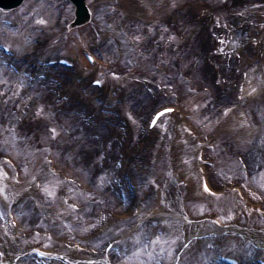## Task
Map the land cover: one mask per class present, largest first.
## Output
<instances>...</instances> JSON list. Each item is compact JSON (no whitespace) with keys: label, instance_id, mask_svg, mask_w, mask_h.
<instances>
[{"label":"bare ground","instance_id":"1","mask_svg":"<svg viewBox=\"0 0 264 264\" xmlns=\"http://www.w3.org/2000/svg\"><path fill=\"white\" fill-rule=\"evenodd\" d=\"M42 1L43 0H37L36 2V0H32L27 8L28 14L32 15L31 11L35 9L36 4L38 5V3ZM57 1L60 3V0ZM151 1L154 0H149L148 3L152 4ZM240 1L243 0L234 1L235 4L230 9V15L233 17L221 22L223 27L221 31L212 30V36L210 39L205 37L203 32L201 34H195L190 38L192 44L188 53L197 51L200 49V46H205V49L213 48L215 50L216 47H222L220 45L224 44V48L218 49L219 56L216 55L209 58L212 61L210 63H208L207 59L204 58L202 54V60L200 61L199 66L192 70L191 75L194 76L193 82L195 86L196 84L201 86L204 83H206L205 85L207 86H211V93H209L211 106L226 104L227 108H225L224 114H226V117L228 118V123H221L223 127L226 126L228 130L230 128L231 131L234 133L236 132L241 140L246 139L245 133H247V129H249L247 134L251 136L252 130L256 128L254 131L255 133L253 132L251 138L256 136L264 141V107L262 109L259 105H264V4L258 8H251L239 5ZM115 2H118V5L120 6L119 10L125 12L126 15H133V12L129 10L127 6L122 4V0H116ZM14 4H16V6L12 4L14 6L13 11H19L18 15H14L11 9L4 10V19L6 23L2 24V26L5 28V24L11 25L13 21L15 27L21 25L25 32L20 33V30L11 32L9 27H6V31L4 32L5 36H0L1 40L12 49V52L9 55L12 56L11 59L14 56L18 57V60L16 58H13V60L9 59V62L14 65L15 68L10 67L6 62L0 63L1 67L4 68L6 72L10 73V75H8L9 80L6 79L2 87H0V99L2 98V100H0V107L6 106V103L4 102L13 90L21 89L22 91L20 94L23 95L20 100V102L22 101V103H20L21 108L19 107V110H17L16 107H14V110L12 109L13 112H15L12 115L14 118L13 120L17 121L16 126L14 123L10 122L12 119L8 122L3 118L0 120V123H2L3 126L10 124L14 127L9 128L6 133L9 135L8 137L21 143V148L24 154L29 155L27 149H30L39 152L38 154H40V157L43 160L44 158L47 159L48 156L53 157L56 159V166H59L60 162H63L65 165L59 166V168H53L57 170V174L61 177L66 175L67 179L64 180L62 178V185H65L62 187H65V190L62 191L60 188V192H58L59 195L58 193L54 194L49 189L48 191H42L43 188L39 187L38 189L36 188V184L34 186L31 184L29 177L30 174L26 175L27 173L19 172L17 177V175H13L7 170L6 168L12 167V164L9 165V163L6 162L7 160L4 161L0 152V191L3 187L11 194V196L13 195V192L15 193L13 198H11L12 203L7 209L10 208V210H13L15 216L14 219H16V223L11 222L12 224L10 223L6 227L5 225L0 227V264H89L90 262L116 264L112 263L113 260L110 256L103 254L101 250H97L95 245L90 246L91 241L94 240L89 239L85 244L82 243L81 240H75L77 239V236H80L78 232L72 234V231L69 233L66 230L63 231L65 224L68 226L71 224L73 225V220L72 218L67 219L66 216L61 215V212L69 209L71 213L73 212L76 214L89 211H94L89 214H98L100 210L117 213L118 211L115 210L118 209L120 212L119 214H121V217L123 218L119 217L116 220V224L112 225L110 228L107 227L106 230L108 229L107 233L112 232L111 234L114 235L112 236V239L121 240L126 236H124L126 229H129V232H131L132 229H135L137 226H143V222L150 223L152 219H157L158 222L163 219L164 216L169 215L166 214V212L170 209L167 203L169 200H172L170 198L171 196H173L174 201L173 207L178 212L176 213L173 209H171V211H174L173 214L178 218L172 221L174 228H170H172V236L174 238L180 236L182 240L181 243H179L176 257L171 259L170 264H180L184 257V252H187V250L193 252L191 255L193 259L199 260H189L192 264H203L201 259L206 252L208 253L209 247L216 249L215 252L211 253V259L213 260V262H211L212 264H247L249 260L248 258H245L243 261H238L236 258L238 261L237 263L231 260L228 262L226 258L223 257L227 256V252L232 249L233 251H230V253H240V250L242 251L244 245L247 244L256 247L257 252H259L256 257L264 254L263 204L261 205V211L256 208L257 210H251L246 217H243V214H241V216H238V214L234 215L231 209L229 212H226V209L221 207L222 204H216V206H219V209L215 213H205L201 216L191 217L193 213H187L183 210V207L187 204V199L191 196L197 197L199 200L207 199L208 202H210V198H213L214 196L213 194L210 195L204 192L205 190H203L201 179L204 176H210L213 183L218 182L219 174L217 172L219 169L216 168L215 161L213 160L210 163H207L203 172L199 171V168H194L195 164H201V166H204L203 161L206 162V160L209 159L207 157V155L210 154L209 151H206V156L203 158V161H199L197 158L192 157L191 151L186 155L184 153L182 154V158H185L188 155L189 161H192L193 166L189 164L191 170L187 165H181L178 168L177 162L179 161L177 160L181 159L179 157L180 155L178 156L175 151H171L172 161L169 162V166L171 167V176L173 179L169 184L167 195L161 194L162 192L159 191L160 187H158L156 182H153L154 184L151 186L146 185L145 181L142 185H138L137 182L139 177L135 173L138 172V170H141L142 173L144 172L145 178L148 179L149 175L147 172H151L152 168L148 169L149 167H147L144 169L139 167L141 151H138V147L135 146V139L137 137V135L133 133L135 128H130L131 138H133L131 139L133 141H131L128 132L130 130L129 128L127 129L128 124H122L123 112L120 111L117 106H114L110 112H108L109 115H107L103 103L100 102L103 100L102 94L99 95L96 88L97 86L94 87L92 83H88V69L92 70V73L94 74H106L108 72V70H106V65H104V60L97 57L98 61L92 64L86 58V50H84V48H80V50L82 49L81 52H77L76 50L72 51V44L69 42L71 38L68 43L66 42L69 35L65 40V46L68 48L70 47L68 54L70 55L71 60L72 56L76 58L77 65L74 69H72V67L67 69L66 67L59 65L54 66V64L49 63L52 54L48 53L45 55L40 53L41 49L39 46L37 48L34 46L32 48L33 51H26L25 53L18 52L17 41H20L18 38L24 36V40L21 41L22 43L27 42L29 34H34L38 29H41L39 27L41 19H38L39 21L33 19V21H35V26L33 25V28L30 22L27 21L30 20L31 17L29 18V15L25 14L28 15V17L26 16L27 20H24L22 16V12L25 9L23 6L25 5V1L20 0V4L17 2ZM83 4H85L84 11L86 9L88 10L87 16L84 15L81 22H79L77 14L72 18L70 12V18H67V23L62 25L63 27L60 31H57L56 35L65 34L66 32L71 33L72 27L79 28L81 27L79 25L85 24V22H91L93 20V9L95 6L102 8L107 5L110 7L112 3L106 0H97V2L84 0ZM202 4L203 0H199L198 5L195 6L199 11L191 7L185 13L182 11L178 12L176 9H170L168 17L169 20L171 19L169 22H171L172 25L166 21L169 23L166 24V26L167 29L170 30V33H165L164 29H161V32H164V34L161 36L159 44H151L153 46V51H149L147 54L158 57L160 53H166V41L173 40V36L176 35V26L180 27V34L186 28H188L186 34L191 32L190 28H192V24L200 14V10H204ZM17 5L19 7L22 6L23 9L21 8V10H18L19 7ZM63 5H65V3ZM183 5L184 3L181 4V6ZM61 8L64 11L66 10V6H62ZM70 9L72 10V7ZM254 10H261L263 13L260 17H257V15L248 16L249 12ZM161 13L163 12L157 14ZM214 15V13H211L207 16L209 21L208 27L215 24V22L219 23L221 21V16ZM110 16L114 18L113 14H110L107 17ZM72 19H74V23H76L75 25L72 24ZM132 19L134 18H131V26H128V30L132 29L134 32L135 26L133 25L137 22ZM109 20H111V18ZM158 24L160 23L158 22ZM26 25L29 29L32 27V32H27ZM116 26V23H111V25H107V28H113L115 29V32H117L115 28ZM172 29L173 32L171 33ZM151 30L152 29H150V31ZM2 41L0 42L2 43ZM160 44L162 47L159 46ZM170 44L172 46V42ZM207 44L209 46H206ZM45 45L46 48H51L54 45L52 43V37L47 40ZM227 45L229 48L226 47ZM152 46H149V49L152 50ZM169 47H167V51L171 50ZM223 52H232L234 54L222 55ZM161 57L162 56L159 58L161 59ZM147 59L149 61V58ZM150 60L152 62H157L153 59ZM137 61L139 62L140 60L138 59ZM229 64L231 68L228 67ZM214 65L218 68L228 67L225 70H228L229 74L223 78L225 84H222L231 87V89L226 88L225 86L222 88L215 85L217 71L216 68H214ZM236 68L239 72L236 73L237 77L234 79L233 72ZM72 71L76 73L73 80H71ZM113 71H115V69H113ZM42 72H46L49 76H38ZM94 74L89 75V77H91L90 82L96 78ZM131 77H134L133 74ZM105 86L106 84H103V87ZM115 86L114 91H118L117 93H120L123 90L125 91L121 86ZM82 87L86 96L93 101L94 105L90 111H82L83 109L80 108V105L84 104V101H80L79 96L80 93H83L79 90ZM106 87L108 90H112L110 85H107ZM72 89L75 91L72 92ZM27 90L30 92L29 95L26 94ZM127 91L132 94L130 100H128L129 109L132 110L133 108L134 111L143 112V107L146 105L145 100L150 98L149 95L144 91L138 94H136L135 90H133V92L131 90ZM164 91L169 92L168 89H165ZM153 94L156 93L153 92ZM159 94L162 95V93ZM245 96L247 97V103H245L246 101H244L243 98L240 99V97ZM154 100L156 101L153 102H157V100H159L158 96ZM238 102L241 103L240 107H238ZM73 108L78 110L75 111ZM96 109L98 110L96 111ZM100 110L101 112L97 113ZM90 112L92 113V117L88 119L86 116H88ZM12 115L10 118H12ZM250 115L257 116L254 123L251 122ZM107 116H110L108 120L106 118ZM29 117L34 118V121ZM105 121H108L106 129H102L103 127L94 129L93 126L95 123L102 122L104 124ZM174 124L176 126L175 129H168V133H172L174 136L173 139H170L171 141H168L171 145V149L172 147L175 148L178 146V141L181 138L184 151H188V147H202L203 142L199 141V136L197 137L198 131L190 133L188 130L183 129L181 132L177 130L178 125L176 121ZM65 126L69 129H64ZM193 128L196 130V127ZM62 132L66 133V137L67 132H73L79 135L76 139L77 143L79 141L81 142L80 147H70L68 142L64 145L63 150L58 149L55 146L56 139L51 134H61ZM127 136H129V138ZM149 136L152 137L151 134ZM247 143L248 140L246 139L245 144ZM154 147L155 143L153 144V148ZM167 147L168 144L162 145L160 149L162 150L161 155L165 154L164 151H166ZM29 153L31 152L29 151ZM41 153H44L45 155L43 156ZM154 154L156 157L157 152H154ZM158 157L159 156L156 158ZM27 159V161L32 163L29 158ZM134 159L137 160L136 169L131 168L130 170L128 167L129 161ZM161 159H163V156L160 160ZM242 159V163L245 162V166L242 164V167L236 172V182L239 181L244 184L249 183L255 194L262 190L264 191V184L259 181L260 176H258L259 174L257 173L255 166L253 167L248 164L245 157ZM75 163L78 166H76ZM50 169H52V167L45 164V168L42 169V167H38L33 171V174H39L37 170H43V172L48 173ZM68 169H70V171ZM61 173L64 176H62ZM127 174L132 178V183L137 185L140 189L139 202L135 203V190L128 184V179H126ZM91 177H94V179L91 180ZM74 183H76V185H74ZM210 187L217 190L212 184H210ZM17 189H19L20 192H18ZM30 193L32 196H29L25 205L22 206V204H20L17 207L16 202H19ZM40 193H43V199L45 198L44 203L42 199L41 205L46 207V211L51 212V216L50 214L46 215V211L42 214L41 211L36 210H40L41 205L39 202L35 204L34 198L39 197ZM143 199L145 200L142 203L141 201ZM257 202L258 201H256V203ZM141 203L144 209L143 218L131 222V219H127L128 217L131 218V214L126 213L128 208L132 206H134V208L140 207ZM244 211L246 212L245 209ZM227 215L229 216V219ZM180 218H183L186 223H179ZM50 220H52L53 226L49 231L45 229V226L50 223ZM165 220L163 219V224L167 226L170 225L169 223L167 224V221ZM125 221L127 223L117 231V226L121 223L123 224ZM128 224L131 227H128ZM34 229H37V231ZM5 230L7 233L4 232ZM86 231L81 234L82 237L85 234H93L95 228L92 230L90 229L88 232ZM38 232L41 233V235L43 234V237L39 238L43 240L51 237L60 239L68 236V238L62 239L61 243L56 241V243H54L55 245L51 244L47 246L43 241V244H34L31 239H34ZM63 233H65V235H60ZM72 243L74 245L77 243L84 246V252L77 253L75 248L72 250ZM35 246H37L38 249H36ZM29 251L32 253V258H27L25 255ZM38 251L46 253V257L43 258L40 256ZM251 263L256 264L254 261Z\"/></svg>","mask_w":264,"mask_h":264},{"label":"rangeland","instance_id":"2","mask_svg":"<svg viewBox=\"0 0 264 264\" xmlns=\"http://www.w3.org/2000/svg\"><path fill=\"white\" fill-rule=\"evenodd\" d=\"M31 1L32 0H26L25 5H23L25 8L22 12L23 19L27 20V17L29 15V18L30 17L31 18L30 20H27V21L30 22L33 28L35 26V21H33V19H37V20L41 19L40 25L38 24L41 29H38V31H36L34 34H29L27 38V42L25 43H22L21 41V40H24L23 39L24 36L18 38L20 39V41H17V51L18 52L25 53L26 51L29 52L30 50L33 51L32 48L34 46L35 48L39 46V48L41 49L40 53L45 54V55H47L49 51L53 50L54 47H56L55 48L56 51L58 50L61 51V49L64 50V48H68L67 46H65V40L67 39L66 36L68 35L69 37L67 41H69V39L71 38L69 42H71L72 44V51L76 50L80 52L81 47L84 49L95 50L100 45L101 37L103 35L108 34L110 36V39L108 42L109 45H106V47H104V54H105V57H108V58L110 57V61L106 65L107 67L106 70L113 71L112 69L113 68L115 69V73L118 74L117 82H119L124 87L125 90H131L132 92L133 90H135L136 93L137 92L140 93L144 90H148L147 89L148 86L149 88H155L156 85L158 84H162L165 87H169V88L172 87V91H169V94L165 96L166 98L165 99L159 98L162 101L157 100L158 102H156V104L157 103L159 104L165 101L167 102L175 101L176 99H178V101H180L181 106L184 108L185 111H187L186 114H188V117H189L187 119L189 120L190 128L192 129V131L194 130L193 127L197 128V126L199 125L201 126V128L203 127V129H207V131H205L206 133H208L207 135H210V136L220 135L221 136L219 140L218 139L214 140L213 137H210L209 139L212 142L215 141L216 143L215 148L211 151V154H210V158L216 162V168L219 169L217 172L219 174L218 182L217 183L214 182L215 186L220 187L222 186V184H240L245 189V191L248 193L252 201H255V202L258 201L264 204V191L263 190L258 192V189H257L258 193L255 194V192L253 191V188L249 185V183L244 184L239 181L236 182L237 179L235 178V175L238 169L242 167V164L243 165L245 164V162L242 163L243 161L242 158L245 157V160L248 161V164L252 165L253 167L255 166L257 173L259 174L258 176H260L259 181L262 184H264V141L260 142L259 138L254 136L252 139L246 138L248 140V143L245 144L246 139L241 140L238 136L231 133L225 128L220 130L218 128V124L220 122L225 121V117L221 119L222 117L221 114L224 113L225 108L223 107H226V105L224 104L220 106H216V105L210 106L209 101H207L206 99V94L208 92L202 91L201 94L199 95H195L196 93H194L195 96H193L190 94L191 90L187 92L186 90H189V89L185 88V86L184 87L181 86V81L185 82L187 81V78L190 79L189 77L190 72L199 66V63L202 59V54L205 57L207 55L206 53H208L209 50L205 49V46L204 47L200 46V49H198L197 51L193 53L184 54L183 57H180L181 51L179 52L177 50V47L180 46L182 38L184 41H187V38L192 37L195 34L197 35L198 33L204 32L205 37H207V34L211 33L212 29L207 30L208 21H207V18H205L208 16V14L205 17H203L201 20H198V19L195 20V22L192 24V28L189 27L191 32H189L185 36H180L181 37L180 40L179 38H177V36L179 37V34L176 35L177 39L174 37L173 39L174 44L172 45L173 48L169 52L166 50V53H165L166 54L165 61L163 60V64L165 63V65L162 64L161 66H159L155 62H152L150 60V59H153V57L151 58V56L150 57L143 56L145 53V47H146L148 38L150 40L154 37L152 35L150 36L148 35L149 27H147V24L152 22V19L150 17H152V15H155V13H152V12L155 11L156 9L161 10L163 13H161V15L156 14L157 16L155 18L154 26L156 25L162 26L163 24H161L160 22L162 20L169 21V17H168L169 10L176 9L179 12L181 9L180 5L182 3H180L179 0H154V1H151L152 4L148 3L149 0H122V4L124 6H127L128 9L133 12V16L135 18L134 20L135 22H137L135 25H133L135 26L134 32L132 29L127 30V26H125L126 24H124V21L127 19H130L131 16L129 17L126 15L124 16L125 13L119 10L120 7L118 5V2H115L116 0H114V3H116V4L112 3L114 7L112 5L110 7L106 5L105 7H102V8L99 6H95L93 9V20L91 22L85 24L82 27L72 29L71 33L66 32L65 34H60V35L58 34L56 35V33L57 31L61 30V28L63 27L62 25H65V23H67L66 21H67V17L69 16V11L68 10L62 11L61 7H57V4H58L57 0H43L42 2L38 3V5L36 4L35 9L31 11L32 15H30L28 14L27 8L29 7L28 5H30L29 3ZM91 1L97 2V0H91ZM184 1L185 3L188 2L191 5H193L190 0H184ZM195 4H197V2H195ZM228 7H230V5L227 2L223 3L218 0H203L204 10L206 11V8L209 9L207 13H210V12L225 13L228 11L229 9ZM21 8L23 9V7L20 6L18 10H21ZM152 9L153 11L150 12ZM214 10H217V11H214ZM73 11H74V8L72 6V17H73ZM12 13L14 15L15 14L18 15L19 11L18 12L12 11ZM202 13L203 12H201V14ZM25 14H28V15H25ZM110 14L114 15L113 21L109 20L111 16L107 17ZM227 16L228 14H226V17ZM146 17L150 19L148 20L146 19ZM58 20H60V22ZM157 20H159L160 24H158ZM2 23L0 22V36L1 37L5 36L4 32L6 31L5 29L6 27H9L11 32L17 31V30H20V33L25 32L21 25L19 27H15L14 25L12 26L10 24H5V28H4L2 26ZM111 23L112 24L116 23L117 26L115 28L117 32H115V29L113 28L112 29L107 28V25L109 26L111 25ZM25 27L27 28V32H30L32 30V27L30 29L29 27H27V25ZM143 28L146 31L145 33L146 35H141L140 33V31ZM51 37H52V43L55 46H52L51 48L50 47L46 48L45 43ZM126 48H127V52L132 48L128 52V54L132 55V59L138 58L140 61L139 62H134V61L127 62L125 59V56L127 54ZM222 48H224V46L216 47L214 50V54L219 56L218 49H222ZM231 54H234V53L232 52L222 53V55H231ZM119 56H120V62L116 61L119 58ZM10 57L11 56L4 53L0 49V63L6 62L8 63L7 65L13 68V66L10 65L8 61ZM147 58H149V61ZM230 64L228 65L229 68H231ZM226 68H223V67L216 68L217 79L215 83H217L218 87L224 88L225 86L226 88L231 89V87L222 84V83L225 84L223 78L229 74L228 70H225ZM5 72H6L5 69L2 68L0 65V83H1L0 87H2L6 79L9 80L8 75H10V73L8 72L5 73ZM238 72L239 70L236 68L233 72L234 78H236V73ZM113 73L114 71L112 72V74ZM132 74L134 76L133 78H131ZM21 91H22L21 89L13 90L9 94L7 100L4 99L5 100L4 103H6V106L0 107V120L4 118L6 121L9 122V120L12 119V121L10 122L14 123L16 126L17 121L13 120L14 118L12 114L15 113L13 112L14 107H16L17 110H19V107L21 108L20 103H22V101L20 102V100L22 99L21 96L23 95V94H20ZM225 91L229 93L227 90ZM29 93L30 92L27 90L26 94L29 95ZM153 98H156V97H153ZM242 98L244 99V101H246L245 103H247V97L245 96ZM0 100H2V98ZM149 100H152V99L149 98ZM151 107L153 106H148V104L143 107V109L145 110L144 112L145 114H143L142 117L138 116L141 118L136 117V119H134L135 115L130 114L132 115L133 127H136L138 135L142 132L143 122L145 118L147 117V114L149 110L151 109ZM122 108L123 110H126L127 106L122 105ZM254 108L257 109L256 107ZM262 109H263V106H262ZM11 115H12V118H10ZM29 118H31L34 121V118L32 117H29ZM137 119H140V120H137ZM9 128H14V127L10 124L3 126L2 123H0V152L2 154L1 157H6V159L3 158V160L4 161L7 160L6 162H8L9 165L12 164V167H9L6 169L9 170L13 175H17V177L19 175V172L27 173L26 175L30 174L29 177H30L31 184L33 186L36 183L41 182L38 186V189L39 187H42L43 190L45 191H48L49 189L54 194H57L58 192H60V188L62 189V191H64L65 187H62V186H65V185H62L60 178L55 177V172L50 171L49 173H46V172H43V170H37L39 174H36V173L33 174V171L35 169H37L38 167H42V165L40 166L41 157H40V154H38L39 152H35L30 149L29 150L27 149V152L29 155L24 154L21 148V143L8 137L9 135L6 132ZM66 128L69 129L67 126H65L64 129ZM201 128L199 129L201 130ZM165 129H170L169 121L168 123H166ZM51 135H54L53 137L56 139L55 146L58 149L63 150L64 145L68 142L70 144V147L72 146V133L71 132H67V137H66L65 132L64 133L62 132L61 134L55 133ZM75 136L78 137V135H75ZM172 138H174L172 133L167 132V134H165V132L162 131L159 133L158 143L159 145L161 143L163 144L168 143V141ZM197 148L198 147L196 146L193 148L190 147L189 150L192 152V155H191L192 157L193 156L195 157ZM172 149L178 154V156L180 155L179 156L181 158L180 161L183 162L184 165H187L190 169L189 164L191 165V162L189 161V158H182L183 153L188 154V151L185 152L186 150L184 151L182 147V138L179 139L178 146H176L175 148L173 147ZM29 151L31 153H29ZM41 154L43 156L45 155L44 153H41ZM158 154H159V151L157 155ZM166 154L168 158L170 159L172 158L170 150H167ZM27 158H29V160H31L32 163L27 161L28 160ZM15 160L17 163L15 162ZM63 165L65 164L63 162L62 163L60 162L59 166H63ZM153 167H154L153 168L154 170H152L148 179L145 177L143 178V182L145 181V184L148 186H150V184L152 185L153 179L157 175L155 171L157 168V158L155 156H154V161H153ZM68 170L70 171V169ZM64 177H66V175ZM93 179L94 177H91V180ZM172 179H173L172 176L167 177L165 182L162 184V187L160 190L162 192L161 194L167 195L169 184L172 181ZM74 185H76V183H74ZM17 191L20 192L19 189H17ZM1 192H2V196L0 197V227L2 225H5L4 224L5 223L4 206H5L6 201H10V195H11L3 187L1 189ZM41 194H40L41 198L40 196L37 198H34L35 204H37V202H39L40 205L42 204L43 195ZM170 198L172 200H169V202L167 203L170 209L167 210L166 212V214H169V215L163 217L164 220L166 219L165 221H167V224L169 223L170 225L168 226L164 225L163 219L159 220L158 222H157V219H152L150 223H143L142 228L137 226L135 229H132V231L128 235H126L127 233L125 234L126 236L124 235L125 237L122 239V241H120L117 248L115 247V249L113 250V253H112L113 261L112 262L116 264H170L171 259L173 257H176V253L179 249V243H181V240H182L180 236L176 238L172 236L173 235L172 228H174V224L172 223V221L178 218L176 215L173 214V212L175 211L177 213L178 211L173 207V202H174L173 196H171ZM210 199L212 201L210 200V202H208L207 199L199 200L197 197L191 196L190 198L187 199V204H185V206L183 207L184 208L183 210H185L187 213L189 212L193 213L191 217L201 216L202 214H205V213L211 214L213 212H216L219 209V206H216V204H222L221 207L225 208L226 212H229V210L231 209L234 215H237V214L238 216L239 215L241 216V214L244 215L242 203L239 201H236L233 198V195L231 193H227L222 198H210ZM44 202H45V198L43 199V203ZM45 209L46 207H44V205H41L40 210L38 209L36 210L41 211L43 214L46 211ZM171 209H173L174 211H171ZM66 210L61 212V215L66 216L67 219L72 218L73 225L71 224L70 226H68L65 224V228L63 231L66 230L68 233L72 231V234H75L76 232H78L80 236H77V239L75 240L77 241V240L83 239L85 243L88 242L87 240H85L87 237V234H85L83 237L81 236V234H83V232H85L86 230H87L86 232H88L90 231V229L92 230L96 228V226H98L102 222V220H104L107 216V211L105 210H100L98 214H95V213L89 214L90 212H94V211H89L85 213L79 212L78 214H76L73 212L71 213L69 209H66ZM45 214L46 215L50 214L51 216V212L46 211ZM227 217L229 219L228 215ZM126 223L127 222H124L119 227H123ZM179 223L185 224L186 222L184 221L183 218L182 219L180 218ZM52 224H53L52 220H50V223L46 224L45 229L47 230L52 229V226H53ZM128 227H131V226L128 224ZM4 232H6V230ZM43 232H46V231H43ZM42 235L41 233L38 232L37 236L34 237V239H31L32 243L43 244L44 242L46 243L47 246H49L51 244L56 243V241L61 243L62 239L68 238L67 236V237H63L60 239L59 238L55 239L53 237L45 238L44 240L39 239L43 237ZM60 235H65V233L60 234ZM83 241L82 243H84ZM105 241H106V237L96 239L94 241H91L90 246L95 245L97 247V250H100L102 244ZM254 247L255 246L249 245V244L244 245L242 256L243 257H255L258 252H257L256 247L255 248ZM77 249H75L76 252H77ZM215 251L216 249L209 247L208 253L206 252V254L201 259L203 264H206L208 260L211 259V256H212L211 253ZM192 253L193 252H189L188 250L187 252H184V257L180 264H186L189 260L199 261V260H195L192 258L191 256ZM89 264H96V263L90 262Z\"/></svg>","mask_w":264,"mask_h":264},{"label":"water","instance_id":"3","mask_svg":"<svg viewBox=\"0 0 264 264\" xmlns=\"http://www.w3.org/2000/svg\"><path fill=\"white\" fill-rule=\"evenodd\" d=\"M16 1L17 0H7L6 2L9 3V4H12L11 2L15 3ZM6 2H4V4H7ZM82 8H83V16H84V7H82ZM81 17L82 16L78 17L79 22H81V20L83 19Z\"/></svg>","mask_w":264,"mask_h":264}]
</instances>
